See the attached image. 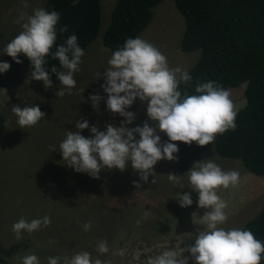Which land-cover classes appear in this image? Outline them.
<instances>
[{
    "label": "rangeland",
    "instance_id": "obj_1",
    "mask_svg": "<svg viewBox=\"0 0 264 264\" xmlns=\"http://www.w3.org/2000/svg\"><path fill=\"white\" fill-rule=\"evenodd\" d=\"M27 3L29 7L25 9L22 0H0V62L11 65L9 71L0 73V89H6L8 94L0 93V117L5 121L0 133V255L9 264H22L23 256L31 253L38 256L40 264H47L49 257H60L59 264H65V257L70 259L80 251H87L106 264H147L150 256L173 246L183 247V242L194 244V240H188L185 235L195 234L198 227L203 229L204 226L193 224L191 214L198 212L202 217L206 210L198 208V193L192 191L184 174L194 163L205 159H213L224 171L236 170L240 174L236 187L217 190L228 203L225 209L228 219L218 227L242 229L259 214L264 206V176L249 172L238 160L219 157L215 150L216 137L212 144L203 147L177 142V160H161L154 166L155 184L151 183L154 178L151 176L147 183L141 181L139 173L129 163L123 172L102 170L105 179L108 174H115V181L121 185L117 194L108 191L109 185L107 188L102 182L92 184L89 190L77 188L83 183L82 178L98 179L75 172L62 160L59 144L65 139L66 131H76L75 121L81 119H86L90 127L99 125L100 131H105L107 123L119 127L124 119L107 111V94L101 88L112 56L104 47L103 35L116 0L102 1L97 38L84 51L80 71L74 73L77 84L72 94L66 93L63 97L55 95L61 86L57 77L52 80V87L45 89L42 81L32 79L29 68L16 64L2 53L22 31L21 24L16 23L20 13L32 15L36 7L46 9V0H27ZM152 11L154 18L139 37L157 47L167 57L170 67L188 70L198 55L180 50L184 21L173 0H164ZM97 73H101L99 78ZM243 89L230 90L231 99L239 109L244 105ZM94 94L102 97L99 111L93 109L89 100ZM13 105L21 108L38 105L46 115L36 125L21 128L11 112ZM127 111L136 116L128 127H142L145 121L154 126L147 116V102L137 98ZM81 134L86 138L91 136L88 129ZM159 135L162 143L168 140L166 134ZM49 145H54L56 151H51ZM169 173L184 175L183 188L168 180ZM134 182L141 187L136 188ZM81 187L87 186L83 183ZM127 189L134 192L123 194ZM177 192H190L192 205L181 208L175 200ZM117 208L120 210L114 213L112 209ZM44 216L51 218L48 227L42 226L32 233L22 232L17 238L12 226L21 217L30 222ZM89 221L92 227L84 231L83 224ZM50 240L54 243L50 244ZM100 240H107L108 253L97 252Z\"/></svg>",
    "mask_w": 264,
    "mask_h": 264
},
{
    "label": "clouds",
    "instance_id": "obj_2",
    "mask_svg": "<svg viewBox=\"0 0 264 264\" xmlns=\"http://www.w3.org/2000/svg\"><path fill=\"white\" fill-rule=\"evenodd\" d=\"M22 6L25 9L29 7L27 0H22ZM60 19L59 12L43 7L34 8L32 15L21 12L16 23L21 24L22 31L2 49L3 55L11 57L16 64L22 63L18 56L25 55L33 69L30 76L33 80L42 81L45 89L52 87L51 77L45 71V58L51 54L50 50L57 41L56 29ZM67 31V26L60 28L61 33ZM84 54L74 34L51 54L52 59L58 60L66 70L57 71L55 66L51 69L61 84L55 93L57 97L72 94L77 84L74 73L80 71ZM108 65L103 76L105 82L101 85L107 94V111L124 119L119 127L107 123L105 131H100L99 125L90 127L86 119H81L75 121L76 131H66L65 139L59 144V153L67 162V167L77 173L99 179L102 170L118 169L123 172L130 163L139 173L141 181L147 183L151 176L154 177L151 183L155 184L157 174L154 166L161 160H177V142L203 147L212 144L217 134L236 127L239 108L231 99L230 90L215 81L198 80L196 94L184 92L182 97L179 86L181 83L190 85L192 76L186 69L170 67L167 57L147 40L140 37L127 39L123 47L112 53ZM10 67L8 62H0V73H6ZM100 75L97 73V78ZM0 93L8 96L6 89H0ZM137 98L147 102V116L154 126L145 121L142 127H128L136 116L127 109ZM89 100L93 109L99 111L102 97L94 94L89 96ZM11 112L18 118L21 128L36 125L46 115L38 105L23 108L13 105ZM85 129L91 132L88 138L81 134ZM159 133L166 134L168 140L162 143ZM137 136L139 139H136ZM49 148L56 151L54 145H49ZM184 175H187L192 191L198 193V208L206 210L202 217L193 212L192 223L204 228L198 227L195 234L185 235L188 240H194V244L183 242V247L173 246L150 256L147 264H260L264 242L256 239L250 230L218 227L228 219L225 212L228 203L217 194V190L236 187L239 172L224 171L213 159H205L194 163ZM184 175L169 173L167 178L183 188L181 180ZM134 186L140 188L141 184L134 182ZM175 200L181 208L190 207L193 203L190 192H177ZM50 224L49 216L30 222L21 217L12 227L19 239L22 232L32 233ZM91 227L90 221L83 224L84 231H89ZM109 251L107 240L97 243L98 253ZM64 260L65 264H106L100 258L94 259L87 251L77 252ZM59 262L60 257H49L47 260V264ZM22 264H40V260L34 253L25 254Z\"/></svg>",
    "mask_w": 264,
    "mask_h": 264
},
{
    "label": "trees",
    "instance_id": "obj_3",
    "mask_svg": "<svg viewBox=\"0 0 264 264\" xmlns=\"http://www.w3.org/2000/svg\"><path fill=\"white\" fill-rule=\"evenodd\" d=\"M102 1L46 0V10L61 14L51 54L73 34L84 51L95 41ZM163 1L116 0L103 35L104 47L112 54L127 39L139 37L154 18L152 9ZM173 3L184 21L180 50L198 55L187 70L192 76L191 84L181 83L178 90L182 97L184 92L194 95L198 80L215 81L228 90L243 87L244 105L237 113L236 127L216 135L215 150L219 157L238 160L249 172L264 176V0H173ZM64 26L68 31L61 33L60 28ZM51 54L45 58V71L52 81L56 78L52 67L57 71L63 68ZM20 60L31 74L30 60L25 55ZM4 124V118L0 117V133ZM99 177L97 182L82 178L87 187H81L83 183H80L77 188L89 190L92 184L102 182L107 188L109 185L108 191L113 194L121 190L115 174H108L105 179L101 171ZM130 190L123 194L134 192ZM117 210L120 209H112L114 213ZM242 229L250 230L256 239L264 242V206ZM0 264L9 263L0 255ZM260 264H264V254Z\"/></svg>",
    "mask_w": 264,
    "mask_h": 264
}]
</instances>
